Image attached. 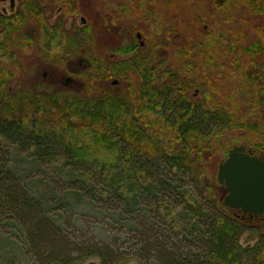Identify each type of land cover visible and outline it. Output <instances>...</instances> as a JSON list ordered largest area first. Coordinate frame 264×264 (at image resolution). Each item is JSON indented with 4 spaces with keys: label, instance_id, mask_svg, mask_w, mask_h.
Listing matches in <instances>:
<instances>
[{
    "label": "trees",
    "instance_id": "16d2710c",
    "mask_svg": "<svg viewBox=\"0 0 264 264\" xmlns=\"http://www.w3.org/2000/svg\"><path fill=\"white\" fill-rule=\"evenodd\" d=\"M196 1L200 6V0ZM232 1L222 9L221 34L211 39L200 36L196 42L201 48L211 42L212 52L224 53L226 84L238 87L229 86L223 98L226 103L215 102L213 114L203 104L196 106L195 125L189 102L175 106L172 96L162 104L166 111L158 112L161 96L155 91L160 84L134 86L130 109L125 88L119 92L94 84L93 70L87 72L88 84L81 90L55 84L16 90L8 84L14 81V71L0 65V249L7 243V227L19 236L13 241L20 251L32 255L38 264H83L89 258H96L97 264L130 260L133 256L124 257L126 253L113 248L110 241L82 245L67 231V209L62 203L69 205L66 193L74 191L90 207L108 212V219L122 224L128 217L137 221L140 252L145 255L141 264L154 258L152 264H264V231L260 232L264 222L251 225L232 215L218 198L221 185L209 163L216 156L214 151L225 157L241 131L247 135L255 130V93L251 104L242 96L247 84H260L259 77L264 75L255 71L264 66V38L243 36L244 26L237 21L243 1L251 17L263 18L264 4L258 2L264 0ZM15 22L0 21L9 38L13 32L21 37L28 26ZM254 26L264 32L263 20L251 21L246 31L252 33ZM39 27L42 34L49 32L48 26ZM85 29L91 31V26ZM9 38L0 44V58L13 61L19 69L14 53L29 47ZM67 39V48H77L72 35ZM58 193L63 198H57ZM140 209L144 210L141 215ZM163 228L179 229L184 237L196 235L174 248ZM246 232L256 239L252 247L238 240ZM180 245L187 252H179Z\"/></svg>",
    "mask_w": 264,
    "mask_h": 264
},
{
    "label": "flooded vegetation",
    "instance_id": "af4514ba",
    "mask_svg": "<svg viewBox=\"0 0 264 264\" xmlns=\"http://www.w3.org/2000/svg\"><path fill=\"white\" fill-rule=\"evenodd\" d=\"M212 2L210 5L200 1V4L205 3V11L197 13L196 0H189L188 5L181 0H0V21L4 24H14L15 21L29 23L27 31L21 32L19 38L15 32L9 38L0 25V44L8 38L10 42L22 40L24 48L29 47L41 55V64L46 67L37 71L41 72V79L35 78V84H62L74 89L71 84H88L85 76L93 70L94 84L119 92L125 88L130 96V109L134 105V86L140 88L142 84H160L155 91L156 96H161L158 112L166 111L162 104L172 96L175 106L181 107L189 102L191 121L195 125L198 122L195 119L196 106L203 104L213 114L215 102H223L229 86L238 87V84H226L227 58L224 53L212 52L211 42L202 48L197 46L200 36L211 39L221 34L220 30L225 25L222 9H227L234 1ZM246 4L243 1L240 5L241 15L237 20L244 26L243 36L264 38V32L258 28L260 26H254L252 33L246 31L251 21L264 22V17H251L253 13L245 11ZM215 8L222 12L213 13ZM247 9L250 10V6ZM42 24L49 27L46 35L39 27ZM86 25L91 26V31H86ZM59 27L65 31L57 29ZM68 34L75 38L77 48H67ZM45 45L52 50L43 49ZM56 49L60 54H53ZM255 71L264 73V66ZM259 78L260 84H247L246 94L242 96L243 101L248 100L251 104L255 93L253 100L257 106L252 109L255 130L247 135L241 131L237 136L238 142L230 147L225 157L220 158L221 152L214 151L216 156L209 163L215 167V175L219 164L234 147L244 148L246 154L264 163V75ZM185 80L191 83L181 84ZM145 90L149 93V86ZM220 185L218 198L224 205L223 199L229 193L225 184ZM227 207L234 217L246 223L264 222V212L255 215Z\"/></svg>",
    "mask_w": 264,
    "mask_h": 264
},
{
    "label": "rangeland",
    "instance_id": "374dc122",
    "mask_svg": "<svg viewBox=\"0 0 264 264\" xmlns=\"http://www.w3.org/2000/svg\"><path fill=\"white\" fill-rule=\"evenodd\" d=\"M181 1L186 2V4L188 5L189 0H181ZM204 7H205L204 3L200 4V6H197V13L204 12L205 11ZM28 24L29 23H27V25ZM76 24L78 25V23ZM31 27L33 28L34 25L32 24ZM233 28H235V26ZM60 30L65 31L64 29H60ZM25 31H27L26 25L25 27H23V32ZM102 34H104V31H102ZM107 43L108 41L105 44ZM38 52L40 54V50H38ZM53 54H60L59 49L53 50ZM40 56L41 55H38L31 48L14 53L15 58L13 57V59L20 61L19 69H17V66L13 64V61L9 62L5 58H0V65L4 66V68H6V70H8L9 72L14 71L15 73L14 81L12 83L8 82V84H12V89H16V90L28 89L38 85L35 84L37 82L35 78L41 79V72L37 73V71L42 67L43 68L46 67L45 65L41 64ZM61 85L62 84H55V86H61ZM71 85H72L71 87L74 89L81 90L84 88V85L82 84H71ZM38 169L42 172H45L42 168H38ZM46 176L50 177L49 174ZM186 188L188 189L189 187L186 186ZM42 189H44L46 196L49 197L50 195L47 194V192H49V189H47L45 185L42 186ZM73 192L74 191H70V192L67 191L66 193V196L68 198H71L70 199L71 203L69 205L68 202L62 203V205L64 204L65 208L67 209L65 212L67 231L72 235L76 236L78 242H81L82 245L95 244L98 240L110 241L113 248L120 249L119 251H122L124 254L126 253L124 257H128V256L134 257V258L130 257V260H127L125 261V263L122 264H141L143 261L142 257L145 255H143L144 252L143 253L140 252V240L136 234L138 232L136 231L137 221L133 222V219H131V217H128L126 218V222L122 224L123 222L119 220L114 221L108 219L107 217L110 216L108 212H101L98 209L96 210L95 207H90L85 197L84 198L82 197L81 199V197L73 194ZM58 195L59 196H56L57 198H63L62 193H58ZM141 211L143 212L144 210L140 209V211L138 212L140 215H141ZM106 214H108L109 216H107ZM104 215H106L105 219L102 217ZM162 231L163 234H165L164 237H168L170 243L172 242V246L174 248L177 247L179 242H182L181 240L183 241L190 240L195 238L196 235V234H189L187 231L188 233L186 234L187 237H184L183 233H181L179 229H174L173 231H166L163 228ZM6 232H7L6 233L7 243L6 245L2 243L3 246L2 249H0V264H38L32 255H28L26 252H24L25 250L20 251L18 243L13 241V239L17 240L16 238H19L17 233L15 231H11V229H8L7 227H6ZM238 240H240V244L242 246H245L247 244L252 245L256 239L251 238L249 233L246 232L242 234ZM112 241H115L116 243L114 244ZM183 246L184 245H180L181 248H179V252L185 253L187 251L186 248ZM154 260L149 261L150 262L149 264H152L153 263L152 261ZM83 264H97V259L89 258Z\"/></svg>",
    "mask_w": 264,
    "mask_h": 264
},
{
    "label": "water",
    "instance_id": "95a60500",
    "mask_svg": "<svg viewBox=\"0 0 264 264\" xmlns=\"http://www.w3.org/2000/svg\"><path fill=\"white\" fill-rule=\"evenodd\" d=\"M216 176L229 193L224 205L255 215L264 212V163L257 157L234 147L219 164Z\"/></svg>",
    "mask_w": 264,
    "mask_h": 264
}]
</instances>
